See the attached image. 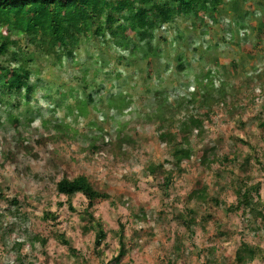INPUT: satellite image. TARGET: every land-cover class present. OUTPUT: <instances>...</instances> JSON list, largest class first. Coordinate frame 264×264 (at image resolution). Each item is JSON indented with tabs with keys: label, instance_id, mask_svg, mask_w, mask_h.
Returning <instances> with one entry per match:
<instances>
[{
	"label": "rangeland",
	"instance_id": "1",
	"mask_svg": "<svg viewBox=\"0 0 264 264\" xmlns=\"http://www.w3.org/2000/svg\"><path fill=\"white\" fill-rule=\"evenodd\" d=\"M151 2L149 1L150 4ZM246 9L250 10L249 6L242 5V10ZM218 12L221 17L232 18L229 5L221 6ZM259 18L253 14L250 22L255 21L257 25ZM224 22L227 23V20L224 19ZM195 25L198 23L192 25L188 17H179L171 28L165 26L156 33L153 40V46L159 47L162 53L154 57L153 62L146 64V61H142L137 67H134L135 63L123 60L121 56L124 51L118 53L111 47L104 49L91 38L78 50L74 59L59 63L45 57L41 62H35V65H39L41 81L37 83L29 105H22L24 99L20 92L13 94L7 105L0 104V148L4 136L10 141L32 140L31 134L26 133L32 120L37 117L43 118L41 126L45 132L51 129L59 134L60 127L53 119L60 120L61 127H66L70 134H74L77 123L86 121L85 127L89 131L103 133L109 140L113 141L114 137L115 141L117 129H120L128 140L133 141L129 145L115 146L116 153L120 150L126 151L124 156L127 159H123L124 156L120 154L117 159V156L107 152L101 156L96 168L90 166L89 156L84 157V164L62 167L68 171L70 177L79 173L88 175L97 189L116 199V206L109 200L95 206V215L101 217L107 228V236L101 246L105 262L118 253V236L114 231L118 228L119 221L128 222L126 234L130 238L135 227L132 224L133 213L140 214V209H144L157 216L156 210L163 209L167 210L169 216L170 202L175 197H180L181 200L175 205L181 209L183 199L191 189L205 180L214 183V178L207 173L200 174V166L185 164L187 171L174 178L170 198L165 201L159 185L152 177H139L137 185L131 179L124 178L131 173L139 174L149 158L162 160L166 155L153 127L146 123L144 117L145 113L155 108L158 101L178 99L179 103H185L189 99V93L195 92V80L204 77L210 70V75H205V79L214 82L216 86L224 83L229 90L235 92V101L232 109L222 105L217 109L218 115L213 116V121L209 124V137L219 150L229 156L232 154L230 150H236L241 158L249 155L253 144L264 153V132L258 126L259 119L264 120V112H261L264 108V90L258 91V87L264 84V37L263 43L258 46L257 31L253 25L238 34L235 29L231 35L225 32L227 24L220 27L210 23L211 28L206 34L201 28L196 29ZM239 25L242 28V24ZM178 30L182 32V40L177 38ZM12 39L17 40L22 48L29 46L31 51L34 50L35 46L28 42L27 37L13 35ZM178 55L183 56L184 70L177 61ZM108 57L113 59L107 61L108 65L103 71L98 72L99 66L105 64L104 59ZM9 58V54L1 57L5 61H9ZM80 85L91 88L84 92ZM71 90L73 96H70ZM86 102L88 106H85ZM18 103L20 106H17ZM12 104L15 106L12 107ZM10 113L18 117V125H13L7 119ZM236 133L245 138V141L237 140ZM41 137L47 136L37 137L32 140V144L36 145L35 141ZM21 153H24L22 149L15 151L13 160L6 167H3L0 155V213H6L9 209V203L4 198L10 200L18 197L23 203L21 212L27 214V221L21 220L20 224H14V232L6 239L5 244L0 245V264H18L14 244L23 236L26 238L22 251L30 257L33 256L35 264H44L45 255L40 242L36 244V250H32L31 236L45 239L43 248L50 264H100V259L93 252L94 233L82 234L85 221L79 215L88 206L89 200L82 193L76 194L71 200L72 210L67 197L57 194L56 182L53 181L57 175L53 177L44 169L33 171V165L20 159ZM30 156L33 160L40 158ZM109 157L111 165L104 162ZM262 160L263 166H253L252 160L244 173L252 178V183H260V197L264 202V155ZM16 162L22 167L20 175L14 170L13 165ZM240 163L241 161L234 163L230 168L235 172L226 173L222 178L226 189L221 199L227 206L236 201V191L231 179L239 173ZM27 167L30 169L28 175ZM109 168V171H104ZM211 211L213 216L206 217L207 221L203 223L205 229L198 226L193 238L182 239L180 253H173L175 234H182L184 230L176 221L167 220L170 235L158 230L154 241L142 240L141 246L125 255L121 264H170L167 263L168 257L174 261L172 264H202L208 249L212 247L216 257L223 259L218 264H236V252L244 250L246 245L249 252L255 253L254 260L249 264H264V231H253L255 223L251 220L248 222L240 211L228 215L219 208H212ZM204 212L206 210L203 208L200 213L202 217L206 215ZM46 213L54 215L55 218L52 219L51 215L47 217ZM8 221L14 222L11 216ZM216 221L221 223L220 229ZM0 224L4 228L2 220ZM149 226L151 223H138L139 229H147ZM62 233L72 241V246L63 242L59 236ZM168 236L171 238L168 239Z\"/></svg>",
	"mask_w": 264,
	"mask_h": 264
},
{
	"label": "trees",
	"instance_id": "2",
	"mask_svg": "<svg viewBox=\"0 0 264 264\" xmlns=\"http://www.w3.org/2000/svg\"><path fill=\"white\" fill-rule=\"evenodd\" d=\"M149 1H152L151 4ZM244 4L253 10L246 9L243 11L242 5ZM223 5L230 6L231 19L219 15L218 11ZM253 14L260 17L257 25L255 21L250 22ZM179 17H188L192 25L195 22L198 23L194 27L204 30L202 31L204 34L211 28L210 23L216 26L220 25V27L227 24L225 30L227 35L233 34L235 29L236 34H238L249 25H253L258 37L256 44L259 46L263 43L264 0H0V104L7 105L11 102L13 94L20 92L24 99L22 105H29L30 97L34 93L37 83L41 81L39 65H35V62H41L42 58L45 57L47 60L59 63L67 59H74L78 50L91 38L96 40L104 49L111 47L118 53L124 51V55L121 57L123 60L135 63L134 67H137V64L142 61L149 64L153 62L154 57L162 53L159 47L153 46L156 33L162 31L165 26L171 28L173 24H176ZM224 19L227 20V23L224 22ZM240 23L242 28H240ZM13 35L27 37L28 42L35 46L34 50L31 51L29 46H26V49L19 46V42L12 39ZM177 38L181 40L183 38L182 32L179 30ZM6 54L10 56L9 61L1 59ZM111 58L113 59V57ZM111 58L104 59L105 64L102 63L97 71H103L108 65L107 61L110 62ZM177 59L181 69L184 70L183 56L178 55ZM210 73L209 70L205 75L208 77ZM205 75L195 80L197 87L194 91L196 93H189V99L185 103H179L178 99H169L165 102L161 99L156 103L153 110L145 113V121L153 127L166 155L162 160L149 158L143 164L139 174L131 173L124 178L131 179L137 185L139 177H152L159 185L165 201L170 198L169 193L174 185V178L187 171L185 164L192 163L195 167L200 166V174L207 173L214 178V183L211 184L205 180L191 189L184 197L181 209L175 205L181 199L175 197L170 202L169 216H167V210L163 209L156 210L158 217L154 213L149 214L144 209H140V214L133 213L132 224L135 227L130 238L126 234L128 222L119 221L118 228L114 231L118 236L119 250L110 261L105 262L102 258L104 251L101 246L106 239L107 228L101 217L95 215V206L107 200L116 206V199L97 189L89 176L84 173L70 177L68 171L62 169L57 174V178L53 179L56 182L57 194L67 197L69 207L72 210L71 200L76 194L82 193L89 200L88 206L79 215L85 221L82 226V234L94 233L93 252L100 259V264H112V262L121 264L125 255L141 246L142 240L154 241L158 230L168 232L170 235L167 220L176 221L178 226L184 230L182 234H175L173 253H180L182 239L185 237L193 238L198 226L205 229L203 223L207 221L206 217L213 216L212 208L222 209L226 215L240 211L248 222L253 221L255 223L256 226L253 227V231H264V202L260 197L261 185L260 183H252V178L244 173L245 168L248 169L252 160L253 166L256 164L263 166L262 157L264 153L253 144L249 155H244L241 158L236 150H230L232 154L229 156L213 143L209 137V124L212 123L213 116L218 115L217 109L220 107L228 108L230 106L231 109L234 108L235 92L229 90L224 83L216 86L214 82L205 79ZM81 88L85 92L91 87L84 85ZM263 90L264 84L258 87L259 92H263ZM70 96H73L72 90ZM18 101L20 102L21 98ZM13 106L15 104H12ZM17 106L20 104L18 103ZM85 106H88L87 102ZM261 112H264V108ZM7 119L13 125L19 124L18 117L13 113H10ZM53 122L60 127L59 134L72 135L66 127H61L60 120L53 119ZM258 124L264 132V120L262 118L259 119ZM235 138L245 141V138L237 133ZM50 139L52 137H41L35 141V144L40 146ZM3 141L0 148L3 167H6L7 163L13 160V154L18 149H22L25 155H32L35 159L40 157L39 153L32 150V143H25V140L23 142L10 141L5 136ZM132 142L120 129H117L116 140L114 143L112 140H108L105 147L112 144L115 152L116 145H129ZM88 151L90 155L96 153L104 156L107 153L96 144L89 145ZM125 152L120 150L117 155L124 156ZM125 158L127 159V156L123 157V159ZM238 161H241L238 166L239 173L231 179L236 191V201L227 206L226 202L221 199V195L226 189L222 178L226 173L235 172L230 167ZM13 166L15 173L20 175L21 165L16 162ZM26 171L28 172L27 175L30 174L28 167ZM0 199H2L1 195ZM4 199L9 203V209L6 213H0V220L4 222V228L0 224V245L5 244L6 239L12 235L14 224H20L21 220L27 221L25 219L27 214L21 212L23 203L18 197L10 200ZM203 208L206 210L204 217L200 214ZM46 215L48 217L51 214L46 213ZM10 216L14 220L12 223L8 221ZM51 216L52 219L55 218L54 215ZM138 223H143V225L151 223V226L147 229L146 227L139 229ZM216 224L220 229L221 223L216 221ZM59 236L64 243L72 246V241L63 233ZM25 238L24 236L20 237L19 241L14 244L17 253L16 261L18 264H35L34 257H30L22 251ZM170 238L168 236V239ZM133 239L136 241L134 242ZM38 242H40L42 252L45 255L44 264H50L43 248L45 239L31 236L32 250H36ZM73 253L76 257L75 251ZM254 258L255 253L249 252L247 245L244 250L240 249L235 254L236 264H249ZM219 261L223 262V259L219 260L216 257L214 247H212L208 249L207 257L202 264H218ZM167 263L172 264L174 261L168 257Z\"/></svg>",
	"mask_w": 264,
	"mask_h": 264
},
{
	"label": "clouds",
	"instance_id": "3",
	"mask_svg": "<svg viewBox=\"0 0 264 264\" xmlns=\"http://www.w3.org/2000/svg\"><path fill=\"white\" fill-rule=\"evenodd\" d=\"M57 116H59V113H57ZM42 119L41 117H37L32 120L26 135L31 134L32 140L45 135L52 137V139L45 141L40 146L33 145L32 150L40 154L38 160H33L30 155L26 156L24 153L20 154V159L34 166L33 171L44 169L48 174L55 177L57 173L61 172L62 167L65 165L70 164L76 166L78 164H84V157L86 156L90 157V166L96 168L98 167V161L101 159V156L96 153L90 155L88 148L91 144L99 145L105 152H111L112 155H117V153L113 151L112 144H108L107 147H105L109 137L95 130L89 131V129L85 127L86 121L77 123L74 126V134L69 136L64 133H54L51 129L45 132L44 128L41 126ZM100 119H103V117H100ZM33 129H35V131H33ZM107 130L108 129H105V131ZM61 136H63V138H61ZM114 139L113 137V143ZM32 140H25V143H32ZM117 159H119V156H117ZM104 162L111 165V157ZM109 170L110 168L104 169V171Z\"/></svg>",
	"mask_w": 264,
	"mask_h": 264
}]
</instances>
